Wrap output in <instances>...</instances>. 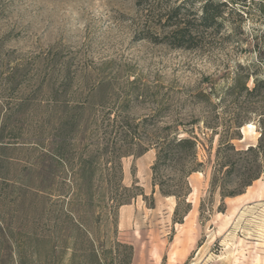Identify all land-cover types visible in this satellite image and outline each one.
I'll return each instance as SVG.
<instances>
[{"label": "rangeland", "instance_id": "rangeland-1", "mask_svg": "<svg viewBox=\"0 0 264 264\" xmlns=\"http://www.w3.org/2000/svg\"><path fill=\"white\" fill-rule=\"evenodd\" d=\"M206 1L0 0V264H264V0Z\"/></svg>", "mask_w": 264, "mask_h": 264}, {"label": "trees", "instance_id": "trees-1", "mask_svg": "<svg viewBox=\"0 0 264 264\" xmlns=\"http://www.w3.org/2000/svg\"><path fill=\"white\" fill-rule=\"evenodd\" d=\"M219 14V7L217 5H213L212 0L206 1L204 5L202 6V12L200 16L198 17V20L206 25L210 26L214 20L215 17ZM188 28L187 26H176L175 29L171 31V35L173 38V42L177 46L184 45L185 43L190 44V39H191V34H189L187 31ZM256 81V79H254ZM256 89V86L254 85L253 90ZM259 124L260 125V136L258 140V144L255 147L248 146L247 150H253L254 148H260L261 147V142L264 139V125L262 124V120L259 119ZM171 142H163L162 146L160 147L159 151L157 152V160L156 163L153 166V169L156 168L158 163H160L162 160H165L167 158H172L174 157L178 152L180 153L183 148L190 146L192 149V153H195V141L191 138H181L178 139L175 144H171ZM165 145V148H164ZM173 145V146H172ZM178 147L176 148V151H173V147ZM182 156V155H180ZM160 184V183H159ZM160 190L164 189L160 185Z\"/></svg>", "mask_w": 264, "mask_h": 264}, {"label": "bare ground", "instance_id": "bare-ground-1", "mask_svg": "<svg viewBox=\"0 0 264 264\" xmlns=\"http://www.w3.org/2000/svg\"><path fill=\"white\" fill-rule=\"evenodd\" d=\"M247 128V127H246Z\"/></svg>", "mask_w": 264, "mask_h": 264}]
</instances>
